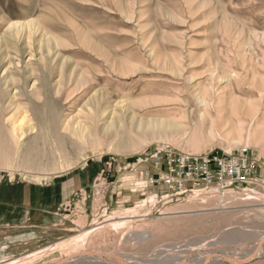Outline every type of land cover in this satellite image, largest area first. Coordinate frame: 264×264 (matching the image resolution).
<instances>
[{
    "label": "rangeland",
    "instance_id": "1",
    "mask_svg": "<svg viewBox=\"0 0 264 264\" xmlns=\"http://www.w3.org/2000/svg\"><path fill=\"white\" fill-rule=\"evenodd\" d=\"M72 76L92 90L74 104L84 89L66 90L57 121L73 116L78 132L40 171L16 165L21 149L0 166V264H264V0H0L11 93L17 79L30 91ZM38 115L22 145L50 155ZM158 149H246L257 168L246 186L153 191L123 168ZM14 192L16 218L3 212Z\"/></svg>",
    "mask_w": 264,
    "mask_h": 264
},
{
    "label": "bare ground",
    "instance_id": "2",
    "mask_svg": "<svg viewBox=\"0 0 264 264\" xmlns=\"http://www.w3.org/2000/svg\"><path fill=\"white\" fill-rule=\"evenodd\" d=\"M18 24H13L9 27L12 30L11 32H13V36L18 35V32L14 31L15 28L17 29L16 26ZM87 76H89V74ZM89 79H91V77H89ZM8 80H11V77H4V79L0 80L2 84V88H0V166H6L9 164L10 158L12 156V150H15V152L17 153L21 149L22 154H24L21 157V160H19L18 164L16 165L20 166L21 169H34L36 171H40L41 168L46 167V161L50 157H52V154L55 151L62 152V148L65 145V141L68 140V137L64 135V132L69 131V133L71 132L73 134V132L79 130V121L75 122L73 116L71 115L66 116L63 119L62 124L57 121L58 105L60 103L61 97L64 95V92L66 90L68 91L69 95H71L74 90L79 91L83 88L84 90L81 95L71 99L72 104H74V102L81 100V98H83L82 96L86 94L89 90H92V82L84 78L83 76H78L77 78H75V76H72L67 80L62 79V81L57 84L56 88H54L53 86L51 87L50 85H43V88L39 86L40 89L35 88L33 90L31 89L30 91H27L23 85L26 83L27 78H23L17 79L16 81L14 80L18 83V85L12 86L11 88L14 89V87H17V93L14 92L12 94L8 85ZM84 85L86 86V88L83 87ZM40 98L43 99V103L37 102ZM21 99L25 101L24 105H20L21 102L19 101H21ZM44 111L47 113V118L49 121L48 123L50 125V132L51 136L53 137V144L55 145V148L53 149L52 147H50V144L47 142L44 136L41 138V144L46 148L47 153H50V155L45 154V152L42 153L41 148L38 146V144H29L26 146V148L24 145H22V141L27 135V132L34 133L37 130L36 122L35 124H30L27 122L23 123V120L25 118H28L26 114L29 112L31 115L34 116L35 119V117L39 116L38 113H44ZM18 114L19 116L16 118V115ZM20 118L22 119L20 120ZM42 128L43 127H41V129ZM59 129H61V131ZM41 133L43 135L42 131ZM34 139H37V136H35ZM81 254L94 256L89 255L90 253H76L75 255L71 256V258L86 257V255L78 256ZM98 256L102 258V255ZM69 258L63 259V264H65V262ZM113 258H115L114 260H117L121 264H127L126 262L118 259L117 257ZM206 259H208V257H206ZM223 259L227 261L226 258L223 257ZM228 261H230L231 264H235L238 259L230 258V260ZM177 264L189 263L181 261Z\"/></svg>",
    "mask_w": 264,
    "mask_h": 264
},
{
    "label": "built area",
    "instance_id": "3",
    "mask_svg": "<svg viewBox=\"0 0 264 264\" xmlns=\"http://www.w3.org/2000/svg\"><path fill=\"white\" fill-rule=\"evenodd\" d=\"M246 149L234 156H197L158 149L137 157L123 169H138L139 178L149 189L183 193L191 185H216L221 189L246 186L257 164L247 158Z\"/></svg>",
    "mask_w": 264,
    "mask_h": 264
},
{
    "label": "crops",
    "instance_id": "4",
    "mask_svg": "<svg viewBox=\"0 0 264 264\" xmlns=\"http://www.w3.org/2000/svg\"><path fill=\"white\" fill-rule=\"evenodd\" d=\"M13 193V192H12ZM45 200V199H44ZM10 203H7L4 207V211L6 214L7 213H10V216L11 217H19V208H20V205H19V199H18V195H17V192H14V197L11 198V200L9 201ZM60 206V205H59ZM58 206V207H59ZM45 205L42 206V208H44ZM27 209L29 210H33V211H39L40 209H36V208H30L28 207ZM40 214H43V213H40Z\"/></svg>",
    "mask_w": 264,
    "mask_h": 264
},
{
    "label": "water",
    "instance_id": "5",
    "mask_svg": "<svg viewBox=\"0 0 264 264\" xmlns=\"http://www.w3.org/2000/svg\"><path fill=\"white\" fill-rule=\"evenodd\" d=\"M84 255H86V254H81V255H78V256H84ZM89 255H94V253L93 254H89ZM86 256H88V255H86ZM72 258H75V257H72ZM70 259V258H69ZM68 259V260H69ZM249 261V259H245V260H238L235 264H245V263H247ZM64 263V261L62 260L61 262H59V263H56V264H63Z\"/></svg>",
    "mask_w": 264,
    "mask_h": 264
}]
</instances>
